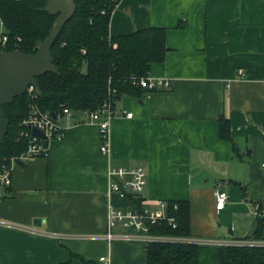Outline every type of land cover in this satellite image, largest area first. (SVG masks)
<instances>
[{"label":"crops","instance_id":"obj_1","mask_svg":"<svg viewBox=\"0 0 264 264\" xmlns=\"http://www.w3.org/2000/svg\"><path fill=\"white\" fill-rule=\"evenodd\" d=\"M151 27L167 29L169 51L149 74L172 87L115 102L108 153L99 126L76 114L62 119L66 137L47 157L14 166L0 202V219L11 224L0 226V264H148L142 241L105 237L109 166L145 168L146 207L188 201L192 238L255 237L264 202V0H121L110 33ZM222 116L234 147L221 136ZM219 189L230 197L220 211ZM112 203L131 206L118 195Z\"/></svg>","mask_w":264,"mask_h":264},{"label":"trees","instance_id":"obj_2","mask_svg":"<svg viewBox=\"0 0 264 264\" xmlns=\"http://www.w3.org/2000/svg\"><path fill=\"white\" fill-rule=\"evenodd\" d=\"M49 0H0V49L36 54L37 44L46 40L58 16L43 9ZM77 11L65 25L52 48L59 73H47L37 80L32 100L27 92L2 110L9 120L7 134L0 146V171L13 157L26 150L22 122L35 103L44 112L58 114L68 108L75 115L94 112L105 101L141 97L148 92L133 84L146 76L151 66L163 63L169 51L167 29L151 27L128 35L112 36L111 17L121 0H75ZM7 37L6 44L3 38ZM85 51V53H84ZM221 136L233 144L229 118H220ZM132 206L145 207L142 196L128 195ZM168 214L177 227L167 222L151 226V234L192 238L191 208L188 201H168ZM178 208L175 209L174 206ZM260 204V212L264 209ZM258 228L252 239L264 240V216H258ZM148 264H264V246L201 245L185 243L146 244ZM74 254H72L73 256ZM74 257V256H73ZM84 264H96L81 258Z\"/></svg>","mask_w":264,"mask_h":264},{"label":"built area","instance_id":"obj_3","mask_svg":"<svg viewBox=\"0 0 264 264\" xmlns=\"http://www.w3.org/2000/svg\"><path fill=\"white\" fill-rule=\"evenodd\" d=\"M7 37L4 36L3 44H6ZM85 53V51H84ZM239 79H243V72L239 73ZM133 84L146 90L148 94L157 91L168 90L173 85L171 78H154L150 74L137 77L133 79ZM34 87L29 88L28 93L32 100L36 99L37 94ZM90 119L91 124L99 126L101 136L103 139V146L101 151L103 153L109 152L111 141V122L114 118L120 116L112 102L105 101L102 107L94 112L85 113ZM75 114L68 108H63V111L55 114L53 112L42 111L35 103L31 104V113L22 122L24 130L21 132V137L25 139L26 150L20 155L13 157L10 164L3 166L0 171V202L5 198L7 190L11 187L12 172L15 165L25 162L27 160L39 157H47L50 151V144L55 140H63L66 137V129L62 125L64 117H72ZM127 118H132L133 113L127 112ZM33 129H37L43 133L44 137L33 135ZM108 189L106 192L107 203L109 207L108 212V232L106 239L112 242L115 239H130L142 241L145 244L154 242L158 243H185L192 242L201 245H234V246H264V240L256 239H242L235 241H212L195 238H182L168 235H153L151 234V226L167 222L173 228L177 227L176 219L168 214V202H158V207L152 209L144 207L139 209L134 206L129 208H116L112 199L114 195L120 198H128V195L142 196L147 186V172L143 166L134 168H114L109 166L107 169ZM229 194L224 189H219L216 193V209L223 210L229 202ZM178 208L177 205L174 206ZM256 216H264V209L260 212L259 208L255 212ZM0 226L11 227L7 221L0 219ZM122 228L126 231L124 235H115L113 230ZM56 238L64 239L65 236L57 235ZM99 262L101 264H110L108 257H101Z\"/></svg>","mask_w":264,"mask_h":264},{"label":"water","instance_id":"obj_4","mask_svg":"<svg viewBox=\"0 0 264 264\" xmlns=\"http://www.w3.org/2000/svg\"><path fill=\"white\" fill-rule=\"evenodd\" d=\"M43 11L58 17L50 36L38 42L36 54H26L19 50L5 52L0 49V146L9 126L2 107L24 96L31 87L41 94L37 79L47 73H59L54 64L52 48L65 25L75 16L77 5L75 0H49ZM33 135L44 137L37 129H33ZM36 223L40 224L39 220Z\"/></svg>","mask_w":264,"mask_h":264}]
</instances>
